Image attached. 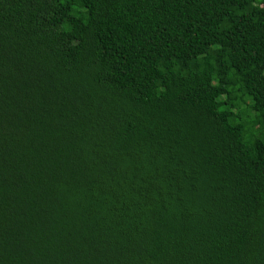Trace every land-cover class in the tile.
<instances>
[{
	"label": "trees",
	"instance_id": "trees-1",
	"mask_svg": "<svg viewBox=\"0 0 264 264\" xmlns=\"http://www.w3.org/2000/svg\"><path fill=\"white\" fill-rule=\"evenodd\" d=\"M0 264H264V0H0Z\"/></svg>",
	"mask_w": 264,
	"mask_h": 264
}]
</instances>
